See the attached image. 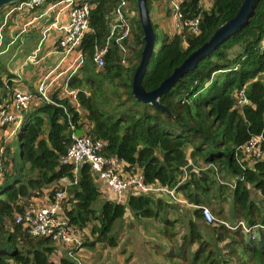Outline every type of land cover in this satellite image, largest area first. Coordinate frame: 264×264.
Returning <instances> with one entry per match:
<instances>
[{
    "label": "trees",
    "instance_id": "16d2710c",
    "mask_svg": "<svg viewBox=\"0 0 264 264\" xmlns=\"http://www.w3.org/2000/svg\"><path fill=\"white\" fill-rule=\"evenodd\" d=\"M120 1L91 0L90 31L80 48L90 59L81 69L82 77L76 74L70 81L71 86L78 89L81 113H77L68 100L57 99L61 106L43 104L25 115L14 130L15 148L13 140L3 144L4 136L0 135V264H54L50 255L58 245L48 237H29L14 215L33 204L31 201L38 196L32 193L33 189L38 190L62 178L73 179L71 166L61 161L70 145V125L84 129L86 137L102 141V154L117 157L124 162L127 171L132 166L140 167L145 184L167 183V188H177L189 202L197 205L205 201L197 193H187L188 183L173 185L177 176L183 175L185 170L190 181L195 175L193 162L197 159L205 164H218L227 173L241 176L235 149L252 135L262 132L264 85L254 78L264 72V0H254L245 23L161 94L159 102L164 110L138 101L131 93L132 75L144 46L139 19V32L133 33L134 43L138 45L134 53L137 62L132 66L124 68L121 65V51L114 39L108 37L112 11ZM200 1L180 0L178 4L184 21L198 19L196 34L184 27L181 33L166 35L161 42L152 23L156 41L143 74L145 91L156 88L189 53L206 43L220 25L235 16L244 0H213L205 11ZM152 2L147 0L149 12ZM108 38L112 42L106 47ZM96 48L105 50V65L101 71L87 63L93 60ZM5 76V66L0 60L1 94L6 89ZM103 83L108 89L101 87ZM242 87L251 100L247 106H239L233 97V91ZM11 92L9 88L8 93ZM3 100L0 98V104L9 102ZM7 129L0 126V132ZM11 167H16V173ZM256 167V174L245 169V182L238 183L233 190V220H243L246 229L237 226L230 230L219 222L207 223L197 209L192 212L194 217L186 215L174 221L163 217L164 237L172 239L175 236V243L165 253L167 261H176L175 264H264V205L258 208L254 204L247 187L253 183L264 195V160L256 163ZM34 170L38 175L29 178ZM210 171L212 169L208 173ZM77 177V184L70 188L68 201L72 206L65 217L70 226L77 224L80 228L92 218L99 219V227L95 230L98 240L102 239L113 221L123 217L126 205L106 201L97 213L92 205L99 199L100 192L88 164L79 170ZM202 181L199 188L207 195L212 179L209 181L207 175ZM150 193L128 197L127 205L133 215H156L149 206L151 203L154 207L160 206L161 200L154 201L152 195L148 196ZM24 201L31 204L21 205ZM216 210L218 217L223 218L224 208L218 206ZM199 221L209 227L206 237L199 229ZM173 224H178L182 231L169 235ZM61 263L73 264L66 258H62Z\"/></svg>",
    "mask_w": 264,
    "mask_h": 264
},
{
    "label": "built area",
    "instance_id": "2783aa9c",
    "mask_svg": "<svg viewBox=\"0 0 264 264\" xmlns=\"http://www.w3.org/2000/svg\"><path fill=\"white\" fill-rule=\"evenodd\" d=\"M60 9L69 10L70 20L64 25L54 21L47 26L43 34L49 30L55 29L59 32L58 39L55 43L56 52L60 55V60L54 67L44 70L34 90L14 89L9 95V102L0 104V126L4 128L14 125L16 128L22 119L23 113L30 106H38L40 104H53L61 106L58 100L67 99L73 107L78 110L79 103L77 97V88L71 86V77L76 75L79 69L85 64V57L80 47L84 37L90 30L89 13L91 9V0H54ZM46 0H22L14 5H8L7 15L14 10L26 11L33 9L45 3ZM126 0L121 2L114 8L112 12V24L110 26L109 38L114 39L115 43L122 45L124 38L129 33V20L124 15ZM176 20L177 29L182 30L184 27L196 34L198 32V19L183 20V16L179 12L178 4H175L173 11ZM42 41L28 55L27 59L32 62H39V52ZM104 52V51H103ZM1 50V35H0V55ZM103 54V53H102ZM64 69H59L62 62H67ZM95 64L98 67L104 65V58L101 54L96 56ZM62 77L65 78L62 80ZM53 93H58V96H52ZM236 95V103L239 106H247L251 104V100L245 93V88H240ZM72 130L70 137V145L66 153L62 156V163L71 166L72 177L67 185L53 193V199L44 202H38L26 207L22 213H17L14 218L17 223L22 225V229L29 237H48L56 244H62L65 247H78L80 242L71 234L69 221L63 215V207L65 202V193L68 187L77 184L78 172L88 164L91 172L98 175L101 179L107 181V186L112 192L116 203H121L120 195L131 194H148L150 192H159L173 198L171 188L147 185L143 182L141 173H127L123 166L125 165L115 156L107 157L102 154L103 142L100 140H92L82 133L75 135L77 129L74 124L70 125ZM235 155L244 157V159L263 161L264 160V126L262 132L252 135L248 141L235 149ZM242 157L238 158L239 162L244 161ZM242 160V161H241ZM201 213L207 223L216 221V218L209 212L208 208L200 207ZM242 222L236 225L228 226L227 228H236L243 226ZM243 229H246L243 226ZM246 231V230H245Z\"/></svg>",
    "mask_w": 264,
    "mask_h": 264
},
{
    "label": "rangeland",
    "instance_id": "374dc122",
    "mask_svg": "<svg viewBox=\"0 0 264 264\" xmlns=\"http://www.w3.org/2000/svg\"><path fill=\"white\" fill-rule=\"evenodd\" d=\"M136 4H137L136 0H126L125 13H127L128 15L129 33L126 35V38H124L123 40L124 42H126V44H123L124 51L120 50L121 65L124 68L132 66L137 62V58L134 56V53L135 50L138 48V45H135L134 36H133L134 32H139V28L137 26V20L139 19V17L137 16ZM7 6L8 5H6V7L0 10V26L4 21L3 18L6 15ZM164 12H165V6H163V3H159L153 0L151 4V10L149 12L151 23L156 22L158 23V25L161 24L162 28L172 33L173 31L171 26L166 24L165 22L166 19L160 20L161 19L160 17L165 15ZM8 24H9V20L5 25L4 29L7 28ZM174 25H176L175 21H174ZM157 29H158L157 31L158 35L161 36L160 39L161 42L162 39L166 37V35L167 36L173 35V34L162 33L163 30L159 29L158 27ZM186 31L187 30L183 31L184 34H186ZM5 43L6 41L4 40V34H3V39L1 40V50H2V54L0 55L1 59H3V57L6 56V52L9 49L8 44L6 45ZM160 45L161 43H159L158 47ZM103 50L104 49L102 48H96L92 54L93 60L91 59V61L87 62L90 64V66L95 67V69L99 71H101L105 65V57L102 54ZM98 54H101V56L104 58V65L102 67H98L95 64L96 56ZM86 57H87L86 61L90 59L88 56ZM260 77H264V72H261V74L258 75V78ZM101 87L104 88L105 90L108 89L106 83H103ZM239 89L233 91V97L235 99L237 95L236 92ZM85 90L89 91L88 88H85ZM1 91H3V89ZM100 94H102V92ZM14 130H15L14 125H10L7 131L0 132V135L4 136L2 138L3 144L6 143L7 141L10 142V140H13L14 148H15V146L17 145L15 139L16 133ZM16 152H17V148H16ZM242 159L244 161H248L247 159H244V157H242ZM193 163H194V171L199 172L200 170L198 169L204 168L203 163L200 159H197V161ZM216 167L219 173V179L217 178V174L215 176L214 173L210 171L212 181L210 183V191L207 195H203L202 191L200 190L199 184L201 183L196 182L197 178L201 179V177L205 176V174L195 175L193 179H190V181L187 177L184 179L182 175H178L173 185L176 184L179 186L188 183L189 184L188 186H190V188L187 193H190L192 195H194V193H197L199 197H202L203 200L205 201L200 205L211 210V213H213V215L219 220H225V219L231 220V218H233V213H232L233 190L229 189V187H227L224 184L230 182V180L232 179V175L230 174L228 175L224 173L223 169L220 168V165L216 164ZM137 168L139 169L140 167L137 166ZM123 169L127 171V169L124 166ZM10 170L16 173V167L14 168L11 167ZM209 170H205V171H209ZM201 171L205 173V171L203 170ZM130 172L133 171L130 170L129 173ZM31 173L32 174L29 178L31 177L34 178L38 175V172L36 170H34ZM138 173H142L141 169L138 171ZM221 183H223L222 187L219 186L221 185ZM166 184L167 183H164L162 181H152V185L154 186L157 185L166 186ZM65 185H67V182H64L60 179L58 181L51 182V184L49 185H44L38 190L33 189L32 193L38 195L40 193L51 194L57 190H60ZM202 185H206V184H202ZM247 187H248V191L250 192V198H252L254 204L258 208H260V204L264 205V199L261 196V194L257 191L258 189L253 187V183L251 184L249 183V186ZM70 188L71 187H68L65 193V197H66L64 202L66 205L64 207L65 212H67L72 206V202L70 203V201H68L69 198H71L69 195ZM131 195H128V197H130ZM99 196L100 197L96 201V203L92 205L96 209L97 213L100 212V207L102 206V203L106 202V200L108 199V196H106V194L105 195L100 194ZM44 197L45 196H43L42 198ZM113 197L114 196L112 195L111 192L110 200L115 202V199ZM223 200H225V202H223ZM29 202L24 201V203L22 202L20 204L27 206V204L30 205L31 203H34L32 201L31 203ZM160 202H161L160 206L154 207L153 203H151V205L149 206V208L152 211L155 210V214L157 216L153 215V216L145 217L141 215H133V213L130 212L128 209L126 210L124 209L125 211L124 216L123 217L121 216L118 219L114 220L108 231L104 234V237L99 240L97 236V231L95 230V228L99 227L98 226L99 219L95 220L94 218H92V220H90L89 223H87L84 227L81 228L78 227L77 224H72L71 226L69 225L71 234L78 239L80 245L76 248L75 247L68 248L62 244H57L58 247L54 248V252L50 255L51 260L54 261V264H62L61 263L62 258H66L68 261L72 262L73 264H175L176 261L169 262L165 259V255H166L165 253H167V250L175 243L174 240L175 236H173L172 239L164 237L165 236V234H163L164 226L161 222V218L164 217L166 219H169L170 221L171 220L174 221L178 217L184 219V216L186 215L190 217H194V215L192 213V210H187V208H183V207L176 208V205H174L173 202L170 201H167V203L164 201H160ZM222 205L224 207V213L228 214L227 212L229 213L231 212L230 217H225V216L223 218L218 217V215L216 214L217 213L216 209L218 206H221L222 208ZM12 222L13 224H16L15 220H13ZM199 225H200L199 227L200 231L203 233V236L206 237L208 235L206 232L209 231L207 230L209 227L206 228V226L203 223H201V221H199ZM178 228H180L178 224L175 225L173 224L169 229L168 234L171 235V233L177 231ZM20 248L23 250V245H20Z\"/></svg>",
    "mask_w": 264,
    "mask_h": 264
},
{
    "label": "crops",
    "instance_id": "0c3cea01",
    "mask_svg": "<svg viewBox=\"0 0 264 264\" xmlns=\"http://www.w3.org/2000/svg\"><path fill=\"white\" fill-rule=\"evenodd\" d=\"M77 1L81 2L83 0H77ZM212 1L213 0H201L200 6H201L202 10L205 11V9H209L212 5ZM156 2L163 3V6H165V12H164L165 15L161 16L160 20L166 19V21H165L166 24L171 26L173 32L172 33L168 32L167 30H165L164 28L161 27V24L158 25V23L154 22L153 24H155L156 29L158 27L159 29L163 30L162 33H167V34H178V33H180L181 30L177 29L176 20H175L174 15H173L174 6H175V4H179L180 0H162V1H156ZM60 7L56 5L54 0H46L45 3H43L39 6H36L33 9L26 10L23 12L19 11V10H14L13 12H11L10 14L7 15L6 19L3 18L4 21L0 26L1 40L3 39V34H4V40L6 41L5 44L6 45L8 44V46H9V49L6 52V56L3 57V59L0 58V60L4 63L5 71H6V76L4 78V80L6 82V89H5L6 91L3 94H0V98L2 100L4 99L3 102L9 101V95H10L8 93L9 88H11L12 91L14 89L34 90L38 81H39L41 74L43 73V71L48 70V69L54 67L57 63H59L58 61L60 60V55L57 54V52H56L57 48L55 47L56 46L55 43L58 39L59 32L55 29H52V30L47 31L45 33V36H44L43 32L47 28V26L54 21L59 22V24L65 25L70 20V18H69L70 13H69L68 8L61 10ZM7 10H8V7L6 9V12H7ZM131 13H132V11H131ZM124 15H125V17H128L127 13H125V9H124ZM113 17H114V15H113ZM113 17H112V20H113ZM8 20H9V24H8L7 28L4 29ZM114 20H115V17H114ZM174 21H175L176 25H174ZM111 24H112V22H110L109 27L111 26ZM156 31H158V29ZM160 38H161V36H160ZM41 41H42V44L40 47V52H39V57H38L39 62L34 63L30 59H27V58H28V55L37 47V45ZM111 42L112 41L108 38L107 41L105 42V46L107 47L108 45H110ZM115 44H117V43H115ZM123 44H126V42L123 41L122 45L117 44V47L121 51H124ZM103 51H105V50H103ZM103 54H104V52H103ZM84 57H85V59H87L86 56H84ZM67 63H68V61L62 62L59 69H64L65 66L67 65ZM85 63H86V60H85ZM84 66H85V64L83 65V67ZM81 69H79V71L77 72V75L79 77H82V74L80 73ZM256 77L254 78V80H259L264 85V77L258 78V75ZM64 79L65 78L62 77V80H64ZM8 81H10L11 84H7ZM52 96L53 97L54 96L60 97V95L58 93H53ZM63 100H67V99H63ZM69 104L72 108H74L71 103H69ZM40 106H42V104H40L38 106H33V105L30 106L29 109L23 113L22 119L25 117L24 115H27V114H29L30 111H32L31 109H35V108L40 107ZM74 110L79 114L81 113L80 107L78 110H76L75 108H74ZM82 130L84 133V129H82ZM189 151H190V148L186 150L187 155H189V153H188ZM239 157L240 156H238V158ZM238 158L236 157V161L241 168V172H242L241 176L237 177L231 173H227L223 169L224 173H226L228 175L229 174L232 175V179L230 180V182H228L227 184H224L227 187H229V189H232V190H234V188L237 186L238 183L242 184L243 181H245V179H246L245 178V172H244L245 169H247L248 171L250 169L256 174L257 173L256 163L261 162V161H254V160H249V162L248 161L239 162ZM203 167L204 168L198 169V170H200L199 172L194 171V169H193L195 175L205 174V176L201 177V179L197 178V181L203 183L202 178L207 177V175H208L209 181H210V179H212L211 173H208V171H205V170H209V169H212V173H214L215 176L217 174V178L219 179V173H218V170H217V167L215 166V164L203 163ZM213 168H214V170H213ZM140 169L141 168L138 169L137 166L136 167L132 166L126 172L129 173V171L132 170L133 172L138 173V171ZM201 170L205 171V173L202 172ZM92 176L94 177V182H95L96 188L98 189L100 194H102V195L106 194V196H108V199L106 201H111L110 200L111 192L108 189L107 181L105 179H101L98 175H96L94 173H92ZM194 176L191 179H193ZM182 177L184 179L186 177L188 178L187 171H185V170L183 171ZM61 180L64 182H68V180L66 178H62ZM209 181H208V184H209ZM222 184L223 183H221L220 186H222ZM160 186L166 187L163 185H160ZM171 190H172V194L174 195L173 198H171L170 196H167L163 193H159V192H152L148 196L152 195L155 200L160 199L161 201H164L166 203H167V201L173 202L174 205H176V208L183 207V208H187V210H192V212L194 209H197L203 217V214L201 213V208H200V207H203L202 205H197L191 201L189 202L185 198V194H183L182 191L177 190V188H175V187L171 186ZM257 191L261 194V196L264 199V195L260 192V190L258 189ZM40 195H42V196H40ZM40 195L35 196V198H33V202L38 203V202H44L46 200L53 199V193H51V194L43 193ZM43 196H45V197L42 198ZM120 196H121V201H124V202H122V204L126 205L125 210L128 209L130 211V209L127 205V202L129 201V198H127L128 195H120ZM33 204H35V203H33ZM65 206L66 205L64 203V207ZM64 207H63V215L65 213ZM222 207H223V205H222ZM209 212L211 213V210H209ZM227 213L228 214L224 213L223 215L225 217H230L231 212L230 213L227 212ZM124 214H125V211L123 213V216H124ZM136 215H139V214H136ZM212 215H213V213H212ZM141 216H144V215H141ZM203 219H204V217H203ZM216 221L221 223V224L228 225L230 227L237 224L238 222H242L243 223L242 225L246 227V225H245L246 223L243 220H233V218H231V220H228V219L219 220L216 218ZM243 226H241V227L243 228ZM231 229H233V228H231ZM178 230H180V232L182 231V229H180V228H178ZM245 232H247V231H245ZM12 264H16V263L13 262Z\"/></svg>",
    "mask_w": 264,
    "mask_h": 264
},
{
    "label": "water",
    "instance_id": "95a60500",
    "mask_svg": "<svg viewBox=\"0 0 264 264\" xmlns=\"http://www.w3.org/2000/svg\"><path fill=\"white\" fill-rule=\"evenodd\" d=\"M19 1L22 0H0V10L6 7V5ZM136 2L137 16H139L144 46L141 51L140 62L132 75L131 93L138 101L145 104L150 103L153 106L164 110L165 107L159 102L161 94L167 92L168 88H170L179 77L186 73L187 70L192 69L199 59L206 56V54L213 50L217 45L226 41L227 38L233 35V33L245 23L246 19L250 16V9L254 0H244L236 11L234 17L220 25L212 33V36L206 41V43L189 53L187 58L179 66L175 67L165 80H163L156 88L149 90L148 92L145 91L142 86V79L145 67L155 45L156 36L149 16L147 0H136ZM74 133L79 136L83 133V130L75 129Z\"/></svg>",
    "mask_w": 264,
    "mask_h": 264
}]
</instances>
